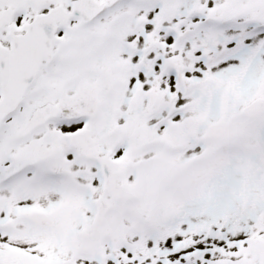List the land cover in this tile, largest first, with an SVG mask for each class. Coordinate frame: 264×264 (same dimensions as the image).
Returning <instances> with one entry per match:
<instances>
[{
    "label": "snow or ice",
    "instance_id": "1",
    "mask_svg": "<svg viewBox=\"0 0 264 264\" xmlns=\"http://www.w3.org/2000/svg\"><path fill=\"white\" fill-rule=\"evenodd\" d=\"M0 264H264V0H0Z\"/></svg>",
    "mask_w": 264,
    "mask_h": 264
}]
</instances>
